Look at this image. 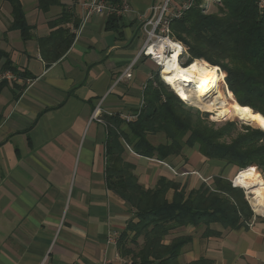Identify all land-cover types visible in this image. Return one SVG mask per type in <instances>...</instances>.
Masks as SVG:
<instances>
[{
    "label": "crops",
    "instance_id": "crops-1",
    "mask_svg": "<svg viewBox=\"0 0 264 264\" xmlns=\"http://www.w3.org/2000/svg\"><path fill=\"white\" fill-rule=\"evenodd\" d=\"M86 1L92 0H59L44 11L38 0H19L30 27L25 38L14 25L11 0H0V70L10 61L24 74L0 89V264H104L107 259L122 264L130 258L119 242L124 232L131 233L134 210L107 184L109 127L115 126L105 116L142 109L157 65L141 57L132 77L119 78L141 50V17L164 0H110L130 5L115 28L108 25L113 15L107 11L83 23ZM63 12L70 20L60 26L73 32V25L78 32L66 54L48 65L40 40L60 27L51 22ZM98 105L100 119L93 117ZM125 146V160L135 165L147 188L163 176L186 183L189 191L204 181L200 175L230 179L234 172L196 148L159 160ZM173 195L171 189L168 198ZM262 217L238 229L212 224L219 235L190 225L175 229L171 237L192 236L183 247V262L264 264Z\"/></svg>",
    "mask_w": 264,
    "mask_h": 264
},
{
    "label": "trees",
    "instance_id": "trees-1",
    "mask_svg": "<svg viewBox=\"0 0 264 264\" xmlns=\"http://www.w3.org/2000/svg\"><path fill=\"white\" fill-rule=\"evenodd\" d=\"M58 1L38 0L44 11ZM202 1L197 0L195 6L171 22L173 36L189 53L184 65L200 60L219 66L233 101L252 108L254 113L248 118L256 121L238 116L264 129V12L260 13L253 0H220L217 11L206 13L201 7ZM11 3L14 25L27 38L30 27L23 8L19 0H11ZM118 18V15L109 18L110 28L117 26ZM69 20L70 15L63 12L51 25L60 26ZM74 24H78L77 20ZM74 39L75 34L62 26L49 38L41 39L40 48L47 64L61 59ZM3 70L24 75L10 61ZM6 82L0 83V89ZM156 82L157 85L148 83L140 114L136 120L126 123L125 129L121 128L125 122L119 114L105 116L106 121L115 126L109 127L107 184L134 210L135 216L128 225L132 234L124 232L120 248L124 255L133 258V264H209L205 258L183 262V247L192 236L171 237L172 232L193 225L204 226L205 235H219L220 231L213 229L212 224L218 223L225 229L248 225L255 212L243 186H233L231 179L215 175L187 191L186 183L162 176L155 187L147 188L139 182L135 165L124 158L125 143L135 153L159 160L181 155L189 147L196 148L206 159L222 160L237 167L245 182L258 181L264 187L260 175L249 170L264 171V130L239 124L241 120L235 116L217 124L210 120L208 113L184 102L173 90L169 91L158 73ZM235 102L232 104L236 107ZM159 134L165 136V141L153 143L151 137ZM262 177L264 179L263 174ZM171 189L174 195L170 200ZM262 219L264 221V217ZM128 239L134 244L133 248L125 242Z\"/></svg>",
    "mask_w": 264,
    "mask_h": 264
},
{
    "label": "built area",
    "instance_id": "built-area-1",
    "mask_svg": "<svg viewBox=\"0 0 264 264\" xmlns=\"http://www.w3.org/2000/svg\"><path fill=\"white\" fill-rule=\"evenodd\" d=\"M219 1L220 0H203L201 3V7H203L206 10L210 6L209 4L211 2L217 3ZM253 1L256 3L260 13L262 14L264 12V0H253ZM196 2L197 0H164V2L161 4L155 3L151 6L150 11L146 15L141 17L140 29L143 33V44L141 50L137 54L136 58L125 68L119 80L132 77L133 67L141 57L149 58L152 61H154V63L158 67V71L152 73L149 76V82L150 81L154 82V84L157 85L156 73H158L162 81H164L166 85L171 87L172 90L180 97V99H182L184 102L190 105L199 108L202 111L212 112L211 117L214 119L215 118L219 119V117L222 118L223 116L218 117V112L216 109L207 110L201 104L192 102L191 99H185L180 95L178 90L175 87H173L172 84L166 81V78L163 75L164 70L167 68V63L170 61H174L175 55L178 53L177 51H179V54L177 56V61L179 62L180 65L185 66L184 63L189 58V53L185 48V46L183 45V43L173 36L171 30V22L173 19L180 18L187 10L195 6ZM83 7L87 11L86 16L83 18L84 19L83 23H85L88 17L93 14H102L104 11H107L111 15L120 16L130 9V5L128 3H124L122 5H116L110 0L86 1L83 3ZM71 29L74 33L78 32V29L73 25L71 26ZM218 72L220 73L219 84L222 91L225 93L229 92V87L226 82L225 74L220 67H218ZM20 78L21 76H19V74L11 70H0V82L4 80L17 81ZM29 80L30 79H27L26 81L28 82ZM182 83L185 88L188 89L194 88V85H189L184 82ZM215 95L216 93L213 94L212 96ZM208 98L210 97L208 96L204 100L206 101L208 100ZM143 104H144V98H143ZM140 111L133 113H125V114L122 113L120 114V117L123 118L125 122L129 123L138 118ZM101 114H102V108L100 105H98L93 113V117L100 119L99 117L101 116ZM173 172L177 174L175 170ZM231 181L233 186H239L236 184L234 178L231 179ZM244 191L246 198L249 200L251 193L246 188H244ZM258 215L264 216V213ZM41 264H46V262L43 261ZM104 264H110V260L107 259V261ZM122 264H132V262L126 261L123 262Z\"/></svg>",
    "mask_w": 264,
    "mask_h": 264
},
{
    "label": "bare ground",
    "instance_id": "bare-ground-1",
    "mask_svg": "<svg viewBox=\"0 0 264 264\" xmlns=\"http://www.w3.org/2000/svg\"><path fill=\"white\" fill-rule=\"evenodd\" d=\"M177 52L178 53L175 55L174 61L168 62L167 68L163 72L166 81L172 84L182 97L185 99H191L192 102L201 104L207 110L216 109V107H214V101H217V105H219V109H216L218 117H224L228 112L225 107L228 103L233 101V98L230 95V91L226 93L222 91L219 84L220 73L217 70L218 68H211L207 64H201L200 60H198L199 62H195L189 66H182L177 61L179 51ZM182 82L194 85V88H185ZM215 93L216 95L212 96ZM208 95L210 98L205 101L204 99L208 97ZM234 110L237 114L245 116H251L254 113L252 108L243 107L242 105H237ZM237 181L243 186V188H246L249 192L251 191L253 193V197L251 200L249 198V201L250 203L252 202L251 205L253 204L255 207H253L255 212L257 214L264 213V200L259 197L260 190L264 191V189L258 188L259 183L245 182L242 174L238 175ZM236 184L238 185L237 182Z\"/></svg>",
    "mask_w": 264,
    "mask_h": 264
},
{
    "label": "rangeland",
    "instance_id": "rangeland-1",
    "mask_svg": "<svg viewBox=\"0 0 264 264\" xmlns=\"http://www.w3.org/2000/svg\"><path fill=\"white\" fill-rule=\"evenodd\" d=\"M210 6L208 7V9H204V11L206 12V13H210V12H215V11H217V3H214V2H211L210 4H209ZM203 8V7H202ZM195 62H199L198 60L197 61H194L192 64H194ZM202 62V61H201ZM207 62V61H206ZM201 64H207L209 67H211V68H213V67H215L216 69L219 67V66H212V65H210V63L208 64V62L207 63H201ZM218 70V69H217ZM169 91L170 90H172V88L171 87H169V89H168ZM193 92V91H192ZM175 93V92H174ZM208 93V92H207ZM215 103H214V107H216V109H219V105H217V101H214ZM232 102H235V100L234 101H231L230 103H228L227 105H226V107L225 108H227V110H228V112L226 113V115L224 116V117H219V119H214V118H212L211 117V113L212 112H206V111H202V112H204V113H208L209 114V118H210V120H213V121H216V123L217 124H221V123H224L225 121H227L228 120V118L229 117H233V116H235V117H237V118H239L241 121H240V123L239 124H246V125H251V126H253V127H257V128H260V127H258V126H256L257 124L256 123H253V122H248V121H245V120H243L242 118H240L238 115L239 114H237L236 113V111L234 110V108H235V106L232 104ZM236 103V102H235ZM236 105H237V103H236ZM193 106V105H192ZM195 107V106H194ZM197 108V107H196ZM224 108V107H223ZM199 109V108H198ZM214 109V108H213ZM220 109H222V108H220ZM237 114V115H236ZM242 116H245V115H242ZM252 116V115H251ZM235 117H233V118H235ZM246 118H248V117H250V116H245ZM236 118V119H237ZM230 119V118H229ZM238 119V120H239ZM249 119V118H248ZM249 120H253V121H256V120H254V119H249ZM125 122V121H124ZM125 123H127V122H125ZM260 129H262V128H260ZM263 130V129H262ZM152 138V141H153V143H155V144H159L160 142H163V141H165V136H163V135H161V134H159L158 136H152L151 137ZM258 168V167H257ZM233 170H234V172H233V174H232V176H230V179H235L236 180V182L238 183V185H240V186H242L241 184H239V182L237 181V177H238V175H236L235 177H233L238 171H239V169L237 168V167H233ZM261 172H260V171ZM259 170H256L255 168H251L250 169V171H253V172H255V173H257V174H259L260 175V177L262 178V180H263V182H264V179H263V177H262V174L264 175V171H262L261 169H259ZM262 173V174H261ZM238 174H239V172H238ZM200 177L202 178V179H204V181H208L211 177H209V178H204V177H202L201 175H200ZM255 183H259L258 181H256ZM259 187L258 188H264V187H262L261 186V184L259 183V185H258ZM250 200H251V198L253 197V193L250 191ZM259 197H261L263 200H264V194H263V191H261L260 190V194H259ZM252 203V202H251ZM252 206H253V204H252ZM254 207V206H253ZM255 208V207H254ZM254 210V209H253ZM255 212V211H254ZM255 217H259V215L258 214H256V212H255V214H254V217L253 218H255ZM125 241V240H124ZM125 242H127V245H132V243L130 242V240L128 239V240H126ZM131 248V247H130ZM133 248V247H132ZM129 261L130 262H132V264H133V258L129 255Z\"/></svg>",
    "mask_w": 264,
    "mask_h": 264
},
{
    "label": "water",
    "instance_id": "water-1",
    "mask_svg": "<svg viewBox=\"0 0 264 264\" xmlns=\"http://www.w3.org/2000/svg\"><path fill=\"white\" fill-rule=\"evenodd\" d=\"M264 130V129H263Z\"/></svg>",
    "mask_w": 264,
    "mask_h": 264
}]
</instances>
